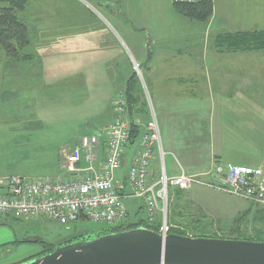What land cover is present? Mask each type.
<instances>
[{
	"label": "rangeland",
	"instance_id": "obj_1",
	"mask_svg": "<svg viewBox=\"0 0 264 264\" xmlns=\"http://www.w3.org/2000/svg\"><path fill=\"white\" fill-rule=\"evenodd\" d=\"M85 1L103 22L104 50L91 54L90 58L57 54L61 61H83L81 67L77 68L73 61L62 62L59 69L48 75L39 49L31 45L24 51L32 54L31 60L9 61L0 47V72L7 76L3 86L4 108H0V128L4 130L0 133V141L4 139V148H0V177H58L60 152L65 146L77 145L83 136L96 132L105 138L118 115L117 100L125 97L126 84L133 75L137 77L141 100L147 106V115L137 117L135 124L145 131L153 105L144 66L152 58L151 44L157 38L162 45L179 40L175 46H182L186 57L192 55V61L207 66L215 97L214 102L211 100V105H215V149L221 155L222 164L251 169L261 166L264 161V51L219 50L207 24L178 14L171 0ZM68 12L67 25L62 29L79 31L77 22L81 17L86 18L85 10L72 2ZM228 12L236 20L247 18L249 27L256 24L254 27L264 28V0H224L218 6L216 22L228 18ZM17 15L21 20L20 12ZM39 39L33 38L35 46L43 45ZM23 74L30 75L23 77ZM199 104V100H193L192 106L184 105L183 110L189 116V111H195ZM128 167L125 158L122 170L117 173L118 180L128 175ZM171 201V225L187 237L246 241L243 239H252L259 229L264 230V225L252 222L263 207L246 200L195 187L177 192ZM125 204L130 211L129 225L147 218L145 208L139 210L143 201L125 198ZM0 228L11 235V242L0 247V259L4 264H22L30 259L34 248L41 251L39 241L54 249L62 248L69 242L99 239L105 236L109 226L88 220L64 226L45 218H10Z\"/></svg>",
	"mask_w": 264,
	"mask_h": 264
},
{
	"label": "built area",
	"instance_id": "obj_2",
	"mask_svg": "<svg viewBox=\"0 0 264 264\" xmlns=\"http://www.w3.org/2000/svg\"><path fill=\"white\" fill-rule=\"evenodd\" d=\"M171 2L197 5L214 0ZM136 69L139 70V66ZM117 114L104 142L99 135H86L77 145L61 150L58 177H0V221L45 218L69 226L88 220L117 227L128 220L125 198H134L143 201L149 224L160 222L159 234L165 239L173 229L169 221L170 190L188 191L201 187L264 206V167L251 169L215 164L201 175L167 176L160 126L152 108L128 169L125 193L122 191L125 186L118 188L120 181L117 179L132 130L124 96L117 100ZM156 153L160 157L158 177L153 165Z\"/></svg>",
	"mask_w": 264,
	"mask_h": 264
},
{
	"label": "crops",
	"instance_id": "obj_3",
	"mask_svg": "<svg viewBox=\"0 0 264 264\" xmlns=\"http://www.w3.org/2000/svg\"><path fill=\"white\" fill-rule=\"evenodd\" d=\"M223 1L214 0L211 19L201 23L207 24V29L210 28L214 33L216 46L219 50L227 53L243 52V50L234 51L229 46V40H234L233 38L237 40L246 34L263 33L264 28L254 27L257 26L256 24L249 27L247 18L233 19L231 12H228V18L217 23L218 6ZM72 2L85 10L87 16L78 19L79 31L66 32L62 28L67 25L65 22ZM215 2H217L216 7ZM95 12L91 4L85 0H30L25 10L20 12L21 20L29 29L32 43L29 47L32 45L34 49H39L42 52L41 62L48 69V75L53 70L59 69L62 62L68 61L71 64L73 61V59L59 60L58 52L80 54V57L90 58L91 54L104 50V25ZM33 38L43 40V45L35 46ZM220 40H224L222 41L224 43ZM178 42L179 40L171 45L165 42L162 45L159 38L152 41L151 45L154 47L152 58L144 66V75L151 91L153 109L160 126L165 158L167 157L164 159L165 171L169 177L182 174L201 175L210 171L215 164L225 166L222 164L221 155L216 153L215 149V105H211V100L214 102L215 97L210 73L205 64L200 61H198L199 63L192 61V55L186 57L183 47L175 46ZM32 63L28 64L32 65ZM72 63H76L78 68L82 66L83 61L74 60ZM29 75L23 74V77H29ZM52 75L56 77V74ZM4 77H7L6 73L0 72L1 109L4 108ZM116 83L120 84V81L117 80ZM193 100H199L200 104L195 111L191 109L187 116L183 107L187 104L191 107ZM0 133H4L2 128H0ZM0 148H4V139L0 141ZM137 150L138 144L126 149L124 159L126 158L128 166H130ZM153 165L158 177L160 175L158 153L155 155ZM260 167H264V161ZM125 177L126 175L123 177V181L126 179ZM119 181L121 182V180ZM10 240V233H4V228H0V247L10 243ZM41 255L42 249L37 251V248H34L29 260L37 259ZM0 264H4V260L0 259Z\"/></svg>",
	"mask_w": 264,
	"mask_h": 264
},
{
	"label": "water",
	"instance_id": "obj_4",
	"mask_svg": "<svg viewBox=\"0 0 264 264\" xmlns=\"http://www.w3.org/2000/svg\"><path fill=\"white\" fill-rule=\"evenodd\" d=\"M22 264H264V242L177 234L164 239L141 227L71 243Z\"/></svg>",
	"mask_w": 264,
	"mask_h": 264
},
{
	"label": "trees",
	"instance_id": "obj_5",
	"mask_svg": "<svg viewBox=\"0 0 264 264\" xmlns=\"http://www.w3.org/2000/svg\"><path fill=\"white\" fill-rule=\"evenodd\" d=\"M29 0H0V47L4 50V53L6 54V57L10 61H17L20 58L21 59H29L31 60V55L24 54V51L29 47L30 45V34L28 27L18 18L17 13L22 12L25 10V8L28 5ZM175 11L182 15L183 17L199 21V22H207L211 19L213 15V3L212 2H204L202 4L197 5H176L173 4ZM238 38V37H237ZM229 40V46L234 49V51H262L264 50V32L263 33H252V34H246L240 36L239 39ZM221 42L224 40H220ZM228 42V41H227ZM224 43V42H222ZM226 43V42H225ZM137 77L136 75H133L130 80L126 84V92H125V99L128 106V115L129 120L132 124V130H131V136L130 140L127 144V149L135 147L143 134V128L140 126H137L135 124V119L144 115H147V106L145 102H142L140 97V90L138 88V82L136 84ZM150 117V114H149ZM149 121V119H148ZM96 135L101 136V140L104 142V139L102 137V134H99V132L93 133ZM103 147V146H102ZM125 157V156H124ZM124 159V158H123ZM123 168V167H122ZM122 170V169H121ZM120 170V171H121ZM127 178V176L125 177ZM126 180V179H125ZM124 180V183H125ZM122 191H125L122 190ZM182 190L174 189L170 190V198L172 200L173 196L178 192L180 194ZM124 192H122L123 195ZM255 205V204H253ZM260 206V205H256ZM145 207L144 205L141 206L140 209H143ZM262 210H264V206H262ZM171 208V207H170ZM260 211L256 213L252 219L253 223H261L264 225V211ZM130 211L128 212L129 217ZM250 214L247 213L245 217H247ZM138 215V212L135 214ZM146 219H140L138 222H135L133 224L129 225V221L126 224H123L121 226L117 227H109L104 231V235L112 234V233H118V232H124V231H130L137 228L144 227L148 230L158 232L160 228V222L156 221L155 224L151 225L149 224ZM170 224L171 223V215L169 218ZM0 225H4V220L0 221ZM177 234L184 236L182 232H180L178 229H172L171 234ZM215 239H222V238H215ZM246 241H252V242H264V230L259 229L256 232V236L252 239H243ZM40 244H42V255L44 256L46 254L54 252V248L51 245H46L42 241H39ZM72 242L67 243L71 244Z\"/></svg>",
	"mask_w": 264,
	"mask_h": 264
}]
</instances>
